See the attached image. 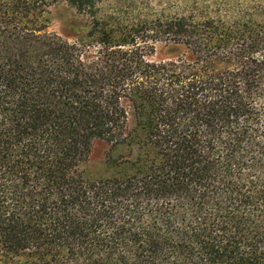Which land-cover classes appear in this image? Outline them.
Masks as SVG:
<instances>
[{
  "label": "trees",
  "instance_id": "1",
  "mask_svg": "<svg viewBox=\"0 0 264 264\" xmlns=\"http://www.w3.org/2000/svg\"><path fill=\"white\" fill-rule=\"evenodd\" d=\"M155 1L0 0V264H264V0ZM62 2L82 39L48 30ZM125 102L153 156L89 179Z\"/></svg>",
  "mask_w": 264,
  "mask_h": 264
},
{
  "label": "rangeland",
  "instance_id": "2",
  "mask_svg": "<svg viewBox=\"0 0 264 264\" xmlns=\"http://www.w3.org/2000/svg\"><path fill=\"white\" fill-rule=\"evenodd\" d=\"M147 1L149 0H100V4L107 12L122 10L127 14L136 8L146 12L148 10L145 9ZM150 1L152 4L148 6H152V9L160 8L155 0ZM85 22V18L68 3L62 2L50 7L48 30L63 38L70 41L82 39L89 29V25ZM184 54L185 48L183 46L158 41L155 43V50L149 56V59L167 61L177 59ZM125 106L130 111L129 132H131L132 137L119 145H113L106 140L97 139L92 145L89 157L81 165L85 177L98 180L116 175L132 174L140 166L145 168L143 161L153 156V153L143 147V144L138 141L140 137H143V134L141 128L137 125L131 104L125 102Z\"/></svg>",
  "mask_w": 264,
  "mask_h": 264
}]
</instances>
